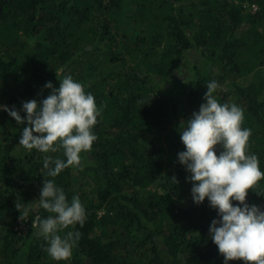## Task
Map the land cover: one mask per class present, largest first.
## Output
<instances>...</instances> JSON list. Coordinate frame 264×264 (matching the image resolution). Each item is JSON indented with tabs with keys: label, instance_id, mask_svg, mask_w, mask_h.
I'll return each instance as SVG.
<instances>
[{
	"label": "trees",
	"instance_id": "trees-1",
	"mask_svg": "<svg viewBox=\"0 0 264 264\" xmlns=\"http://www.w3.org/2000/svg\"><path fill=\"white\" fill-rule=\"evenodd\" d=\"M68 74L101 114L81 167L52 178L43 159L63 150L25 149L24 125L2 106L40 101ZM213 80L220 103L244 110L247 151L264 171V0H0V264H224L208 236L217 211L193 202L177 157L180 125ZM44 179L86 210L83 226L59 233L81 234L67 261L32 229V215L52 214L35 207L21 221L15 208L37 205ZM246 203L264 210V178Z\"/></svg>",
	"mask_w": 264,
	"mask_h": 264
},
{
	"label": "clouds",
	"instance_id": "clouds-1",
	"mask_svg": "<svg viewBox=\"0 0 264 264\" xmlns=\"http://www.w3.org/2000/svg\"><path fill=\"white\" fill-rule=\"evenodd\" d=\"M55 71L57 76L62 75V69ZM59 81L58 88L51 81L46 82L43 87L50 89V94L40 101L22 102L20 110L2 106L17 124L24 125L19 144L25 149L42 153L63 150L64 159L49 155L43 159L46 175L52 178L70 166L81 167L80 154L92 150L97 139L92 129L101 114L93 94L86 92L71 74ZM206 87L199 111L180 125L185 150L177 154L178 162L189 173L186 180L192 184L193 202L199 205L207 198L209 206L217 211L218 218L211 221L208 236L223 255L224 264L232 260L264 264V210L246 203L248 190L264 178L258 157L247 151L251 129L241 126L244 119L241 107L235 103L222 104L213 95L218 88L215 80ZM216 145H222L219 154ZM172 179L178 183L175 177ZM21 201L17 199L15 203L21 221L28 219L35 207L52 214L32 215V229L35 235L43 237L45 251L53 260L67 261L81 234L59 233L85 223L86 210L79 196H73L69 202L54 179H44L37 205L26 206Z\"/></svg>",
	"mask_w": 264,
	"mask_h": 264
},
{
	"label": "built area",
	"instance_id": "built-area-1",
	"mask_svg": "<svg viewBox=\"0 0 264 264\" xmlns=\"http://www.w3.org/2000/svg\"><path fill=\"white\" fill-rule=\"evenodd\" d=\"M22 225H26V224L23 223V222H20V223H19V227L22 228Z\"/></svg>",
	"mask_w": 264,
	"mask_h": 264
},
{
	"label": "rangeland",
	"instance_id": "rangeland-1",
	"mask_svg": "<svg viewBox=\"0 0 264 264\" xmlns=\"http://www.w3.org/2000/svg\"><path fill=\"white\" fill-rule=\"evenodd\" d=\"M22 229L25 231L27 229V225H22Z\"/></svg>",
	"mask_w": 264,
	"mask_h": 264
}]
</instances>
